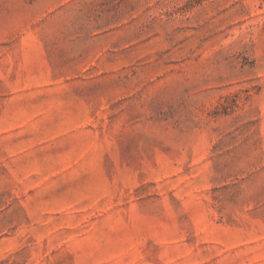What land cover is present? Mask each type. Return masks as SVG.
<instances>
[{"label":"rangeland","instance_id":"374dc122","mask_svg":"<svg viewBox=\"0 0 264 264\" xmlns=\"http://www.w3.org/2000/svg\"><path fill=\"white\" fill-rule=\"evenodd\" d=\"M0 264H264V0H0Z\"/></svg>","mask_w":264,"mask_h":264}]
</instances>
